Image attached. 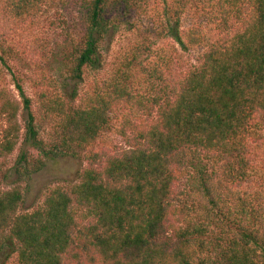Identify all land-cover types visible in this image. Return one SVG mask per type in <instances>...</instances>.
Wrapping results in <instances>:
<instances>
[{
  "label": "trees",
  "instance_id": "obj_1",
  "mask_svg": "<svg viewBox=\"0 0 264 264\" xmlns=\"http://www.w3.org/2000/svg\"><path fill=\"white\" fill-rule=\"evenodd\" d=\"M159 1L156 35L183 52L200 47V30L181 26L185 5ZM79 2L81 36L64 47L63 59L65 79L74 86L67 92L69 85L58 87L50 79L46 87L57 92L38 97L43 112L56 121L50 142L40 138L21 86L15 83L20 101L0 86V173L16 147L22 111L24 144L38 156L23 152L15 175L28 179L48 159L81 153L85 166L77 182L50 189L31 212L18 211L23 200L18 185L0 189V264L11 257L14 264H264V215L248 199L228 195L246 175L249 127L264 121V0H225L222 22L239 21V31L204 46L199 63L173 86L164 74L172 60L159 54L142 68L145 89L134 93L133 53L103 88L82 98L76 85L85 70L100 66L102 40L143 17L149 2ZM43 4L0 0V12L28 22ZM120 106L130 112L120 129L128 147L109 155L87 152ZM139 111L150 120L133 119ZM189 157L198 164L195 185L203 202L197 223L173 205ZM203 157L218 169L208 172L200 164Z\"/></svg>",
  "mask_w": 264,
  "mask_h": 264
},
{
  "label": "rangeland",
  "instance_id": "obj_2",
  "mask_svg": "<svg viewBox=\"0 0 264 264\" xmlns=\"http://www.w3.org/2000/svg\"><path fill=\"white\" fill-rule=\"evenodd\" d=\"M172 3L173 0H167ZM178 1V0H177ZM185 5L181 17L183 28H198L204 36L203 44L186 52L174 42L155 33L160 13L161 2L148 0L149 9L143 17L132 21L128 26L116 32H109L100 44V66L84 71L77 83L78 97L82 98L95 88H103L114 76L117 68L133 53L138 59L133 62L130 87L134 93L145 89L146 73L142 69L157 62L159 54H165L172 60L169 70L164 71L170 86L176 84L184 74L196 66L204 51V46L220 38H228L240 29V22L230 18L227 25L222 22L223 10H227L225 0H179ZM239 2V1H238ZM79 0H44L43 7L28 22H20L0 12V86L20 101L15 83H18L24 95L30 100L40 138L50 142L55 120L44 112L40 99L41 92L55 94L57 88L46 87L47 80H53L58 87L69 85L70 92L74 83L65 79L64 47L70 42L77 43L82 32L79 15ZM132 24V25H131ZM153 111V110H151ZM153 113V112H152ZM147 112L139 111L133 115L138 122H148ZM132 115V114H131ZM130 116L127 109L120 106L110 115L107 127L87 150L89 153L109 155L127 148L126 138L120 134L122 121ZM20 128L14 151L7 157L0 173V189L8 190L18 185L23 192L19 212H31L42 206L48 191L57 186L67 188L78 181L85 166L83 153L79 156L48 159L43 168L28 179H20L13 173V168L20 155L36 158L38 153L24 144L23 111L18 113ZM246 155V175L240 185L232 187L229 196L246 198L250 204L264 215V121L256 120L248 131ZM189 160L179 173V181L174 190L173 205L185 208L186 220L197 223L202 218V199L195 185L197 161ZM197 164V165H196ZM208 172L218 169L217 164L203 157L200 162ZM5 176V177H4ZM4 177V179H3ZM11 257L6 264H14Z\"/></svg>",
  "mask_w": 264,
  "mask_h": 264
}]
</instances>
